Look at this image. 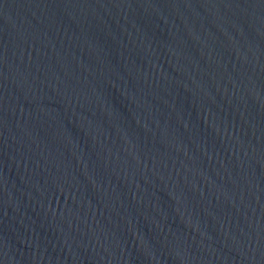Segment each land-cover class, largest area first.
Listing matches in <instances>:
<instances>
[{"label":"water","instance_id":"water-1","mask_svg":"<svg viewBox=\"0 0 264 264\" xmlns=\"http://www.w3.org/2000/svg\"><path fill=\"white\" fill-rule=\"evenodd\" d=\"M0 264H264V0H0Z\"/></svg>","mask_w":264,"mask_h":264}]
</instances>
